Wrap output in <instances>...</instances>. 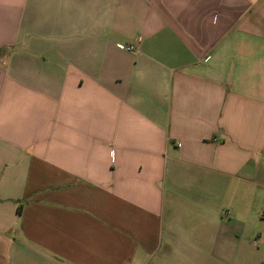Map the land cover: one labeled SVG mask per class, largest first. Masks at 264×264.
<instances>
[{"label": "crops", "instance_id": "0c3cea01", "mask_svg": "<svg viewBox=\"0 0 264 264\" xmlns=\"http://www.w3.org/2000/svg\"><path fill=\"white\" fill-rule=\"evenodd\" d=\"M262 245L264 0H0V264Z\"/></svg>", "mask_w": 264, "mask_h": 264}, {"label": "built area", "instance_id": "2783aa9c", "mask_svg": "<svg viewBox=\"0 0 264 264\" xmlns=\"http://www.w3.org/2000/svg\"><path fill=\"white\" fill-rule=\"evenodd\" d=\"M125 49L127 50V51H134L135 50V47L134 46H127V47H125Z\"/></svg>", "mask_w": 264, "mask_h": 264}, {"label": "rangeland", "instance_id": "374dc122", "mask_svg": "<svg viewBox=\"0 0 264 264\" xmlns=\"http://www.w3.org/2000/svg\"><path fill=\"white\" fill-rule=\"evenodd\" d=\"M262 248H264V245H262Z\"/></svg>", "mask_w": 264, "mask_h": 264}, {"label": "trees", "instance_id": "16d2710c", "mask_svg": "<svg viewBox=\"0 0 264 264\" xmlns=\"http://www.w3.org/2000/svg\"><path fill=\"white\" fill-rule=\"evenodd\" d=\"M21 210H20V207H19V212H20Z\"/></svg>", "mask_w": 264, "mask_h": 264}]
</instances>
